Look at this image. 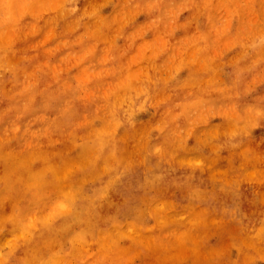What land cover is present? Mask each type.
<instances>
[{
    "label": "rangeland",
    "instance_id": "obj_1",
    "mask_svg": "<svg viewBox=\"0 0 264 264\" xmlns=\"http://www.w3.org/2000/svg\"><path fill=\"white\" fill-rule=\"evenodd\" d=\"M0 264H264V0H0Z\"/></svg>",
    "mask_w": 264,
    "mask_h": 264
}]
</instances>
